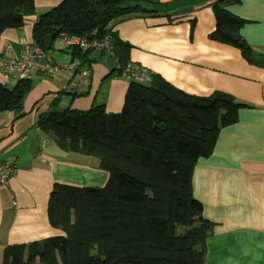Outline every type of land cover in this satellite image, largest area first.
<instances>
[{
    "label": "crops",
    "instance_id": "crops-1",
    "mask_svg": "<svg viewBox=\"0 0 264 264\" xmlns=\"http://www.w3.org/2000/svg\"><path fill=\"white\" fill-rule=\"evenodd\" d=\"M65 0H33L34 12L19 28L0 33V84L5 75L2 52L31 40L38 16ZM216 0H150L152 13L134 14L111 24L116 51L136 67L158 74L183 91L204 96L215 90L247 106L237 121L220 128L212 153L197 159L192 195L211 222L206 238L207 264H264V0H224L222 7L243 21L239 32L246 50L212 36ZM220 4V1L218 2ZM57 39L47 54L58 61L82 59ZM87 59V60H86ZM84 64L91 74L85 93L73 95L61 78L32 76L22 113L0 111V159H12L16 171L0 185V264L3 249L58 235L49 225L47 205L55 184L101 187L108 174L90 155L64 151L37 126L38 114L102 105L121 110L128 81L118 75L115 53L90 52Z\"/></svg>",
    "mask_w": 264,
    "mask_h": 264
},
{
    "label": "trees",
    "instance_id": "trees-1",
    "mask_svg": "<svg viewBox=\"0 0 264 264\" xmlns=\"http://www.w3.org/2000/svg\"><path fill=\"white\" fill-rule=\"evenodd\" d=\"M223 1L213 3L217 26L212 36L244 51L243 21L225 11ZM149 4L65 0L38 16L31 39L48 52L61 32L100 36L125 17L152 13ZM33 12V0H0V33L21 27ZM113 40L112 52L123 66L128 60L116 51L117 37ZM73 48L87 57L88 52ZM147 77L128 78L118 112L94 105L38 114L37 126L59 148L95 157L108 177L101 187L55 184L47 217L60 233L27 246H5L2 264H207L211 222L192 195V170L198 158L212 153L220 128L236 122L238 110L247 105L219 90L198 96L158 74L147 71ZM31 84V77L0 84V111L22 113Z\"/></svg>",
    "mask_w": 264,
    "mask_h": 264
},
{
    "label": "built area",
    "instance_id": "built-area-1",
    "mask_svg": "<svg viewBox=\"0 0 264 264\" xmlns=\"http://www.w3.org/2000/svg\"><path fill=\"white\" fill-rule=\"evenodd\" d=\"M59 39L68 47L79 48L83 52L113 51V35L110 30L100 36L85 37L61 32ZM20 52L17 56L11 44H6L2 56L3 70L6 76L13 78H30L32 76H48L64 79L71 85L73 95L85 93L89 85L91 70L84 64L83 59L58 61L51 58L37 43L21 38ZM118 75L139 81L147 80L144 71L128 61L118 68ZM16 171V164L12 159H0V185H7L10 177Z\"/></svg>",
    "mask_w": 264,
    "mask_h": 264
},
{
    "label": "rangeland",
    "instance_id": "rangeland-1",
    "mask_svg": "<svg viewBox=\"0 0 264 264\" xmlns=\"http://www.w3.org/2000/svg\"><path fill=\"white\" fill-rule=\"evenodd\" d=\"M61 42V41H60ZM63 44V43H62ZM50 53H51V55L53 54V52H52V50H50L49 51ZM106 54L108 53V52H105ZM126 81H128V78H126V77H123ZM183 228H185V226H182V228H180V227H178V231L179 232H181L182 230H183ZM2 256H3V253H2Z\"/></svg>",
    "mask_w": 264,
    "mask_h": 264
}]
</instances>
